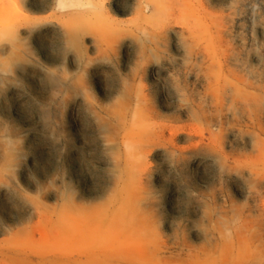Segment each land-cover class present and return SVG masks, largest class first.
Masks as SVG:
<instances>
[{"label":"rangeland","instance_id":"obj_1","mask_svg":"<svg viewBox=\"0 0 264 264\" xmlns=\"http://www.w3.org/2000/svg\"><path fill=\"white\" fill-rule=\"evenodd\" d=\"M264 264V0H0V264Z\"/></svg>","mask_w":264,"mask_h":264},{"label":"bare ground","instance_id":"obj_2","mask_svg":"<svg viewBox=\"0 0 264 264\" xmlns=\"http://www.w3.org/2000/svg\"><path fill=\"white\" fill-rule=\"evenodd\" d=\"M114 260H116V261H118V262H123V264H134V263H132L131 262V259H129V257H124V258H121V257H119V255H117V256H114Z\"/></svg>","mask_w":264,"mask_h":264}]
</instances>
